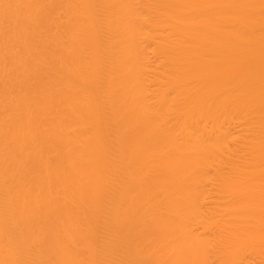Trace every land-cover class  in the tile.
<instances>
[{
    "label": "bare ground",
    "instance_id": "bare-ground-1",
    "mask_svg": "<svg viewBox=\"0 0 264 264\" xmlns=\"http://www.w3.org/2000/svg\"><path fill=\"white\" fill-rule=\"evenodd\" d=\"M0 264H264V0H0Z\"/></svg>",
    "mask_w": 264,
    "mask_h": 264
}]
</instances>
